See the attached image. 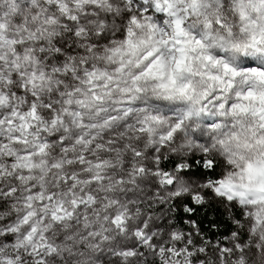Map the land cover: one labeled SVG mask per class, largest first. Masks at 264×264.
Wrapping results in <instances>:
<instances>
[{
	"label": "snow or ice",
	"instance_id": "obj_1",
	"mask_svg": "<svg viewBox=\"0 0 264 264\" xmlns=\"http://www.w3.org/2000/svg\"><path fill=\"white\" fill-rule=\"evenodd\" d=\"M253 253L264 0H0V264Z\"/></svg>",
	"mask_w": 264,
	"mask_h": 264
},
{
	"label": "trees",
	"instance_id": "obj_2",
	"mask_svg": "<svg viewBox=\"0 0 264 264\" xmlns=\"http://www.w3.org/2000/svg\"><path fill=\"white\" fill-rule=\"evenodd\" d=\"M180 215L183 216L184 214L181 213ZM193 218L201 224V227L204 229L209 239L215 240L216 238H222L224 235L228 234L221 211H217L215 208H209L207 211L201 209ZM212 219H216L219 227L215 229L210 227V221Z\"/></svg>",
	"mask_w": 264,
	"mask_h": 264
},
{
	"label": "rangeland",
	"instance_id": "obj_3",
	"mask_svg": "<svg viewBox=\"0 0 264 264\" xmlns=\"http://www.w3.org/2000/svg\"><path fill=\"white\" fill-rule=\"evenodd\" d=\"M251 264H261V258L258 253H253L250 257Z\"/></svg>",
	"mask_w": 264,
	"mask_h": 264
}]
</instances>
